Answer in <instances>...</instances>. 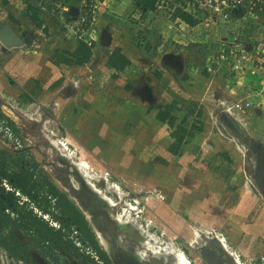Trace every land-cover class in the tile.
<instances>
[{"label": "rangeland", "instance_id": "1", "mask_svg": "<svg viewBox=\"0 0 264 264\" xmlns=\"http://www.w3.org/2000/svg\"><path fill=\"white\" fill-rule=\"evenodd\" d=\"M25 2L8 0L7 7L0 5V21L20 36L32 38L30 45L20 48L6 49L0 43V107L15 124L14 136L0 133V141L4 143L0 148L4 146L10 152L20 148L28 150L50 181L68 197L82 203L90 212L95 247L102 252L106 250L100 237L107 240L111 248L121 238L118 247L129 254H142L145 264H176L173 256L165 255L166 249L171 247L179 251L188 264H211L201 257L204 248L219 254V264H235L234 257L240 264H264V188L257 180L258 173L264 176V131H260V138L254 134H259V127L264 128V119L259 121V114L250 115V123H255L251 128L245 127L239 119L244 124V128L241 127L246 142L241 137L236 138L219 121V115L231 113L229 109L225 107L221 111L215 106L207 109L203 106V119L205 110L207 114L217 113L218 116L203 120V134L196 135L183 147L182 156H171L167 152L169 129L160 120L159 107L166 104L184 107L188 102L174 100V89L166 93L163 90L164 94L159 92L155 96L151 90L153 99L147 101L142 87L150 88L158 79L155 77L157 71H151L153 63L158 67L166 66V56L182 61L180 55L166 53L165 48L147 54L139 46L142 55L151 60L145 59L143 63L147 65L135 64L119 75L110 72L104 64L111 47H101L93 40L89 47L92 55L86 64L55 66L54 60L64 51L77 56L83 42L65 36L57 23L52 30L47 28V35L38 33L23 16ZM135 10V20H149L153 16L152 11L144 8L136 7ZM75 17L71 15L69 19ZM153 19V24H157L163 20V15ZM232 23L217 25V42L208 50L213 61L218 46L227 44L232 36L230 32L236 34L238 31L237 24L252 33L243 36L241 43L251 46L259 40L264 43L261 18L241 17L236 24ZM93 35L96 37L95 30ZM134 42L138 43L136 39ZM190 61L194 67L201 59L193 56ZM70 68H82V71ZM166 68L178 75L184 72L183 68ZM209 74L210 71L204 76ZM199 78L203 76L191 71L183 88L189 90L191 82H198ZM59 79L60 84L53 85ZM41 120L42 125L48 121L43 128H40ZM50 139L64 147L54 150L48 146ZM252 147L259 148V152ZM56 152L60 156H71L72 165H85L87 175L103 178L106 188L116 190L120 207L125 200L134 199L138 205L135 214L129 213V220L138 232L132 227L116 226L111 221L115 209L106 208V204L98 200L99 195L96 197L87 184H82L81 177L76 176V167L68 166L61 158L55 159ZM220 154H227L230 161L222 159ZM259 160L263 161L261 168ZM101 191L107 192L103 186ZM109 191L114 193L113 189ZM113 195L108 196L115 201ZM119 211L121 217L126 215ZM143 232L156 239L152 248L151 244L145 245L147 250L142 243ZM33 258L31 264H51L46 259L42 262L35 253ZM66 258L71 264H99L96 259L85 261L74 254ZM0 264L28 263L15 262L0 248Z\"/></svg>", "mask_w": 264, "mask_h": 264}, {"label": "trees", "instance_id": "2", "mask_svg": "<svg viewBox=\"0 0 264 264\" xmlns=\"http://www.w3.org/2000/svg\"><path fill=\"white\" fill-rule=\"evenodd\" d=\"M187 2L191 0H182L176 14L182 22L195 26L199 19L183 10ZM139 3L152 7L153 0H140ZM0 5L6 7L8 0H0ZM23 16L47 35L46 20L34 4L26 2ZM143 49L148 52L150 46L145 44ZM91 55V48L81 43L77 56L64 51L54 60V65L83 66ZM106 65L113 72L122 73L131 62L115 48L107 57ZM172 76L176 78L175 74ZM60 82L61 79L53 85ZM159 110L161 122L169 129L167 152L174 157L182 156L183 147L203 132V105L189 101L184 107L166 104ZM14 131V122L0 107V133L14 136ZM220 157L230 161L227 154H220ZM95 245L93 232L84 216L50 181L29 151L20 148L10 152L0 148V248L14 261L28 264L34 263L29 254L30 246L47 257L51 264H70L64 253L75 254L85 261L96 259L99 264H111Z\"/></svg>", "mask_w": 264, "mask_h": 264}, {"label": "crops", "instance_id": "3", "mask_svg": "<svg viewBox=\"0 0 264 264\" xmlns=\"http://www.w3.org/2000/svg\"><path fill=\"white\" fill-rule=\"evenodd\" d=\"M139 1L140 0H100L102 7L96 26L97 45L101 46L100 35L102 31L106 30L111 36L110 52L104 57L105 65L107 57L115 48H119L121 53L130 60L131 65L127 68L128 70L132 69L135 64H138V66L141 67L146 64L143 62L148 61V59L151 60L150 58L144 57V55H142L143 53L139 51L140 49H138L139 47L137 48V46H140L143 49L145 44H148L150 50L146 52L143 49L147 54H151L152 52L155 54L157 51L160 52L161 49L165 48L168 50L166 53L180 55L184 72L182 71L181 76L175 74L170 69H167L166 66L162 65V67H158V64L156 65V63H153V68L150 69L151 71H157L155 77L158 78L150 84L154 96L159 92L160 94H164L163 90L166 93V91L174 89L176 90V96L173 97V99L178 101V103L196 101L202 104L205 109L215 106L218 109L221 108V111H223L225 107L229 109V106L233 102L243 100L245 102H250L251 107L245 113L235 114V116L240 119L246 127L249 126V128H251V126H255L254 122L250 123L252 121L249 120L250 115L259 114V121L264 119V46L263 48L260 47V44H264L262 41L259 40L253 48L251 47L250 52L252 62L250 64L252 66V72H236L231 69L230 65L226 66L224 63L221 65L215 64L212 60L213 55L208 51L209 47L211 45L214 46L217 42V35H219V27L217 25L219 23L215 24L213 22L211 28L205 29L199 24L190 26L182 22L176 14V11L181 8L182 0L181 3L179 0H153V3L151 4L152 7H147L146 3L142 6ZM195 1L196 0H191V2H187L183 6V10L197 16L199 12L196 9ZM26 2H29V0H26ZM26 2L23 4L24 7ZM136 7L139 9L144 8L145 11H152V18L149 20H139L137 18L138 20H135L134 18L137 16V10H135ZM146 13L151 14V12H145V14ZM154 15H163V20L158 21L159 24H153L155 21L153 19L155 17ZM241 17L242 16L233 15L230 22L233 21L236 24ZM260 18L264 22V12H262ZM45 19H47L46 24L49 31L55 28V21L50 18L48 19V17H45ZM230 22L223 25H228ZM232 24H230V26ZM237 25L238 31L236 34L230 32L232 36L227 40V43L229 44L234 40L240 42V39L245 35H252V33H250L251 30L248 31L246 27L241 29L239 24ZM135 28L138 30L136 31ZM228 28L229 27H227V29ZM134 30L136 31V34H133ZM239 31H242V33L239 34ZM38 33H40L39 30ZM250 38L254 39L252 37ZM133 39H136L138 43H133ZM255 40H257V38ZM219 47L220 45L218 46V50ZM195 50L197 51L195 52ZM193 56H198L201 61L198 62L196 66L191 67L192 64L191 61L189 62V59H193ZM200 66L202 67L201 70H199ZM70 69L79 71L81 69L82 71V68ZM107 69L110 72H113L108 66ZM191 71L197 72L198 76H203V78H199L198 82H191L192 86L189 87V90L184 89V81L188 80ZM208 71H210L211 74L207 77L204 76ZM143 72L144 71H142V73ZM122 73L118 74L120 75ZM174 74L176 75V78L172 76ZM152 79L153 78L151 77V81ZM181 95L185 98H182ZM210 114L211 113L207 114L205 110L204 119L208 117L212 119L213 116H218L217 113L216 115ZM151 115H153L152 112ZM260 131H264V128L261 129L259 127V134L254 133L256 136L259 135V138ZM202 134L203 132L198 135Z\"/></svg>", "mask_w": 264, "mask_h": 264}, {"label": "built area", "instance_id": "4", "mask_svg": "<svg viewBox=\"0 0 264 264\" xmlns=\"http://www.w3.org/2000/svg\"><path fill=\"white\" fill-rule=\"evenodd\" d=\"M71 1L74 0H29L39 8L42 15L55 21L57 25L61 24L58 25L59 31L65 36L78 38L90 47L93 40L96 41L93 32L95 30L96 36L97 20L102 7L101 2L100 0H76L70 5ZM195 5L199 12L195 18L199 19L198 24L205 29L211 28L213 22L226 24L230 22L233 15L258 20L264 12V0H196ZM71 6L77 11L76 17L73 19H69ZM44 25L47 26L46 22ZM263 46L264 44H260V47L263 48ZM251 47L254 46L244 45L241 41L236 40L230 44L221 43L214 63L230 65L233 71L240 73L252 72L250 64L252 62ZM249 107V102L238 100L229 106V110L235 116V114L244 113Z\"/></svg>", "mask_w": 264, "mask_h": 264}, {"label": "water", "instance_id": "5", "mask_svg": "<svg viewBox=\"0 0 264 264\" xmlns=\"http://www.w3.org/2000/svg\"><path fill=\"white\" fill-rule=\"evenodd\" d=\"M76 13H77L76 9L72 7L70 9V15L76 16ZM31 39L32 38L29 35L20 36L17 33V31H15L13 28H11L7 24L0 21V43L6 49L20 48L25 45H30L32 42ZM100 44L102 47H108L111 44V36L106 30L102 31L100 35ZM164 62L166 66L172 67L175 70L182 69V66H183L181 59L179 58L175 59L171 55L166 56L164 59ZM142 90L146 94V100L152 101L153 96H152L151 89L148 86H143ZM218 118H219V121L225 125V127L229 130L231 134L236 136V138L241 137L247 142L246 140L247 138L244 137L245 131L240 126V124L236 122V119L231 114L224 113L223 115H219ZM252 148H254L255 151L259 152V148L257 147H252ZM261 166H263V161L259 160L258 167L261 168ZM257 180L264 188V176L261 173L257 174ZM204 251L206 252L207 256H211L215 258L216 255L212 250L205 248ZM121 260L125 264H142L141 261H139L138 259H135L134 257H123Z\"/></svg>", "mask_w": 264, "mask_h": 264}, {"label": "flooded vegetation", "instance_id": "6", "mask_svg": "<svg viewBox=\"0 0 264 264\" xmlns=\"http://www.w3.org/2000/svg\"><path fill=\"white\" fill-rule=\"evenodd\" d=\"M74 166V165H73ZM75 167V166H74ZM77 169V168H76ZM76 171H78V170H76ZM79 173V171L77 172V174ZM88 176V178L87 179H85L83 176H82V174L80 173V176L79 177H81V179L82 180H80L81 182H82V184H87V186L90 188V190L92 191V193H94L95 194V196L97 197L98 195V200H101L102 202H104L105 204H106V208H109L110 210L111 209H115V214L112 216V218H111V221L112 222H114L115 224H116V226H118L119 225V223L117 222V217L120 215V214H118V210L120 209V211L119 212H122V214L125 212V211H127V212H132L133 214H135V209H137V205L138 204H136L133 200L134 199H132L131 201L129 200V199H127V200H125L124 202H123V204H122V206L123 207H120L119 206V204H121V200H120V198L117 196V194H116V190L114 189V188H110V189H113L114 190V193H113V191H112V193H110V189H109V187L108 188H106V186H105V184L103 183V181H105L103 178H101V177H99L98 176V178L95 176V175H87ZM95 180V181H94ZM52 182V181H51ZM53 183V182H52ZM54 184V183H53ZM91 184V185H90ZM55 185V184H54ZM56 186V185H55ZM104 187L105 188V190H107V192H102L101 191V187ZM57 187V186H56ZM58 188V187H57ZM59 189V188H58ZM60 190V189H59ZM61 191V190H60ZM79 191H80V189H79ZM62 192V191H61ZM62 193H64V192H62ZM99 193H102V194H99ZM65 194V193H64ZM112 194H114L113 195V197L115 198L114 200L116 201V202H118V203H116L115 201H113L112 199H111V197H109V196H112ZM66 195V194H65ZM109 195V196H108ZM102 196V197H101ZM66 197L76 206V208L80 211V213L84 216V219L87 221V223H88V225H89V227L91 228V221L89 220V218L87 217V215L82 211V209L77 205V203L72 199V198H70V197H68L67 195H66ZM102 198V199H101ZM108 198V199H107ZM109 199L111 200V203H108L109 202ZM117 199V200H116ZM136 201V200H135ZM112 207V208H111ZM118 207V208H117ZM133 207H134V209H133ZM121 210H123V211H121ZM82 211V212H81ZM121 214V215H122ZM129 219V218H128ZM118 224V225H117ZM125 224L126 225H128V227H132L134 230H136L137 232H138V230L136 229V228H134L132 225H131V221L129 220H126V222H125ZM142 224V226H144V228L146 227V224H143V223H141ZM119 227V226H118ZM92 230V229H91ZM143 231V230H142ZM93 232V231H92ZM139 235H142V234H139ZM142 238H143V235L141 236ZM122 241V240H121ZM117 243H119V242H117ZM142 243H144V246L146 245L145 244V240L142 242ZM119 244H121V243H119ZM118 246V244H116V246L114 247L116 250L114 251V248H112V250H110V253H108V251H106V253L105 252H103V253H105V255H106V257L109 259V261H110V263L111 264H125L121 259L123 258V257H134L135 259H138L139 260V258H137V256H136V252H134V253H132V254H129L128 252H126L125 250H123L122 248L120 249V247H117ZM120 246V245H119ZM145 248H146V250H147V247L145 246ZM29 254H30V256H31V258H32V261L34 262V258H33V256H34V253L36 254V256L37 257H39V258H41V260H42V262L44 261V259H46V260H48L49 261V259L47 258V257H43V256H41L35 249H34V247H32V246H30L29 248ZM205 250V248L203 249V251H202V253H201V257L202 258H204V259H206V260H208L211 264H219L220 262H219V254H217V253H215V258H213V257H211V256H207V254H206V252L204 251ZM5 252V251H4ZM115 253V254H114ZM5 254H7L6 252H5ZM68 255H69V253H64V256H65V259H67L66 257H68ZM70 255H73V254H70ZM75 255V254H74ZM77 256V255H76ZM115 257V258H114ZM13 260V259H12ZM68 260V259H67ZM144 260V259H143ZM69 261V260H68ZM139 261H141V260H139ZM16 262V261H15ZM142 262V261H141ZM69 263H70V261H69ZM71 264V263H70ZM142 264H145V262H142Z\"/></svg>", "mask_w": 264, "mask_h": 264}, {"label": "bare ground", "instance_id": "7", "mask_svg": "<svg viewBox=\"0 0 264 264\" xmlns=\"http://www.w3.org/2000/svg\"><path fill=\"white\" fill-rule=\"evenodd\" d=\"M94 62V61H93ZM228 111V110H227ZM225 113V112H224ZM227 113V112H226ZM231 114V113H230ZM232 115V114H231ZM234 117V116H233ZM240 122V126H242L243 128H244V124L239 120V119H236V122H238V121ZM37 123H39V121H36ZM48 122V121H47ZM47 122H45L43 125H42V120H41V125H42V127H40V128H43V127H45V125H46V123ZM238 122V123H239ZM223 126H224V124H223ZM246 127V126H245ZM43 134V133H42ZM46 134V133H45ZM47 136V135H46ZM232 141V140H231ZM1 145H4V143L3 142H1L0 141V146ZM48 146H52V147H54V150H57V149H59V147L61 146V147H64V145L63 144H60V143H57L56 141H54V140H52V139H50L49 140V145ZM2 148H4V146L2 147ZM1 148V149H2ZM54 157H55V159H59V158H61L64 162H66V164L69 166V164H71L72 163V157L71 156H69V155H64V156H60L59 154H57V152L56 153H54ZM53 159V158H52ZM68 161V162H67ZM72 165V164H71ZM73 166V165H72ZM76 168H77V170L79 171V173H81L82 174V176L85 178V179H87L88 178V176H87V173H88V169L85 167V165H79V164H77V165H74ZM72 168V167H71ZM73 169L75 170V168L73 167ZM73 170V171H74ZM75 172H76V170H75ZM74 173V172H73ZM77 173V172H76ZM90 175V174H89ZM76 176L79 178V176L76 174ZM91 176V175H90ZM95 181V180H94ZM91 185V184H90ZM71 187V186H70ZM99 194H102V193H99ZM115 196V195H114ZM102 197V196H101ZM76 203H77V205L82 209V211L87 215V217L88 218H90V212H88L85 208H84V206L82 205V203L81 202H79L76 198H72ZM102 199V198H101ZM108 199V198H107ZM108 203H111V200L109 199V202ZM112 208V207H111ZM81 211V212H82ZM128 211V210H127ZM127 211H125L124 213L126 214V215H124L123 217H121L120 215L116 218L117 219V222L119 223V227L122 229V228H124V227H127L128 225H126L125 224V222H126V220H128L129 221V219L128 218H131L130 217V214H129V212H127ZM84 215V214H83ZM124 217H127V218H125L124 219ZM93 222V221H92ZM115 222V221H114ZM141 231V230H140ZM142 232V231H141ZM146 232H143V239L146 241V245L148 244V245H150L151 244V248H152V244H154V241L156 240V239H154L151 235H149V234H145ZM99 238V237H98ZM118 242L119 243H122V241H121V238L120 239H118ZM100 243L103 245V247L105 248V250L106 251H108V253H110V250H112V248H111V246L108 244V242H107V240H105V239H103L102 237H100ZM119 243H117L118 244V246L120 245ZM157 244H159V242H156ZM164 245V244H163ZM117 246V247H118ZM225 246V245H224ZM102 247V248H103ZM148 248H149V246H148ZM145 249V248H144ZM149 250H151V249H149ZM115 254V253H114ZM142 255V254H141ZM141 255H136L137 256V258H139V260H141L142 262L144 261L143 260V258H142V256ZM165 255H169V256H173L174 257V259H175V262H176V264H188V261L186 260V258L179 252V251H177V250H175L173 247H171V248H167L166 249V251H165ZM115 258V257H114ZM233 262L235 263V264H240V262H239V260L237 259V257H234V259H233Z\"/></svg>", "mask_w": 264, "mask_h": 264}]
</instances>
